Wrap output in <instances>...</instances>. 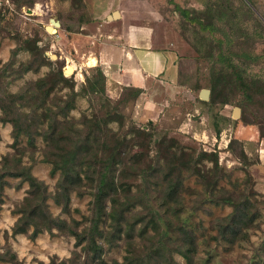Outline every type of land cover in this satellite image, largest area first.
<instances>
[{"label":"rangeland","instance_id":"rangeland-1","mask_svg":"<svg viewBox=\"0 0 264 264\" xmlns=\"http://www.w3.org/2000/svg\"><path fill=\"white\" fill-rule=\"evenodd\" d=\"M220 2L228 6L230 14L216 20L210 30L200 33L207 40L199 43L197 50L192 46L194 34L191 26L187 28L182 25L179 9L199 12L211 3ZM113 10H119L123 19L108 20L106 16ZM53 15H56L60 25L54 33H49L46 26L50 25L49 19ZM120 25H147L154 31L170 36L161 43H173L181 59L179 86L173 94L170 93L168 104L155 119L142 116L141 107H134L133 99L119 103L128 91L121 89L116 92L113 79L108 85L105 80L104 100L107 102L106 99H109L107 107L118 106V111L126 117L120 130L125 132L130 125H134L150 134L144 140L145 143L146 140L149 142L148 145L136 143L131 152H146L144 165L151 163L158 152L157 141L164 138L171 143V150L181 147L187 153H192L193 157L202 150L217 154V178L211 194L206 192V183L200 181L197 175L183 174L180 191L184 204L182 216L190 214L200 204L203 194L207 199L229 194L237 201L247 196L252 203L254 218L251 223L240 226V234L231 242L219 238L217 225L218 221L223 222L235 211L233 205L220 203L213 206L206 201L190 214L188 223L197 231L198 249L194 263L264 264V163L258 162L256 155L260 133H264V0H35L30 7H13L0 22V70L5 71L0 89L19 92L28 82L56 68H61L65 76L74 79L75 90L87 88L86 78L96 76L95 66L99 65L95 57L101 43L106 38H113L120 31ZM26 38L38 40L37 45L44 49L46 59L51 64L15 78L12 70H20L29 54L20 50L13 56L12 52ZM220 54L224 56L221 60ZM92 57L95 66H90ZM11 58L13 62L9 66ZM68 66L73 69L70 73L66 72ZM223 67L228 73L238 71L241 80L229 75L232 82L235 79L232 86L224 91L229 103L204 104L203 101L208 100H201L199 91L209 89L210 79H214L212 75ZM173 68H169V72L173 70L175 73L176 66ZM68 91V88L52 91L49 104L58 96L65 97ZM100 102L98 96L76 95L75 107L69 112V117L79 118L82 113L91 117L95 112L100 113ZM235 106L240 108L237 118L232 115ZM109 127L119 131L115 121ZM11 129L10 123L0 121V171L4 157L13 159L16 156L23 164L30 165L31 173L46 184L48 191L53 192L60 175L59 172L50 174L51 163L44 160L47 147L42 137H36V147L33 149L28 147L25 137H21L14 146ZM132 134L127 137H132ZM243 152L246 158L242 156ZM200 167L213 168V164L206 158L200 162ZM134 178L132 185L141 180ZM5 179L8 180V187L0 195V252L15 253L16 263L0 261V264L47 263L52 258L56 261L66 259L73 251L79 254L82 262L85 251L75 246L73 236L56 228L52 229L53 233L44 231L33 239L28 235L30 229L26 234H11L17 218L13 211L27 194L28 185L24 182L17 186L20 182L18 178L6 176ZM131 190V194L139 193L138 186H132ZM92 193L93 188L83 180L79 189L70 194L68 213L52 197L46 200L47 209L54 218L80 221V229L88 224L86 219L92 214ZM140 211H143L140 207L133 209L136 215ZM123 246L120 239L119 245L110 248L104 257L107 260L112 257L120 260L125 252ZM172 258L178 264H187L177 253H173Z\"/></svg>","mask_w":264,"mask_h":264},{"label":"trees","instance_id":"trees-1","mask_svg":"<svg viewBox=\"0 0 264 264\" xmlns=\"http://www.w3.org/2000/svg\"><path fill=\"white\" fill-rule=\"evenodd\" d=\"M34 3L35 0H11L12 9L23 5L30 7ZM228 9L222 2L211 3L199 12L179 9L182 25L187 28L191 26L194 48L199 50L198 44L207 40L200 33L210 30L216 20L227 17L230 14ZM8 11L10 10L0 13V22ZM37 42L36 38H26L13 50V56L20 50L29 54L20 70H12L15 78L28 71L37 72L41 66L51 64ZM223 57L220 54L219 60ZM12 62L13 58L8 62L9 66ZM95 71L96 76L86 78L87 88L82 87L81 90H75L74 79L65 76L61 68L51 69L28 82L19 92L0 89V121L12 126V145L16 146L20 138L25 137L28 147L33 149L36 147V137L41 136L47 147L44 160L51 163L50 174L59 172L60 175L51 192L46 184L31 173L30 165L23 164L16 156L13 159L4 157L0 171V195L8 187L6 176L18 178L20 182L17 186L24 182L28 185L27 194L13 211L17 218L11 234H26L30 229L28 235L33 239L44 231L53 233L52 229L56 228L73 236L75 246H80L85 251L82 262L79 254L73 251L66 259L56 261L52 258L47 263L38 264H178L172 258L173 253L184 258L187 264H197L194 263L198 249L197 231L188 221L190 214L207 201L213 206L221 205L220 203L233 205L235 211L223 219V222L218 221L217 233L225 242L237 238L240 226L251 223L254 218L252 203L247 196L237 201L229 194L216 199H207L203 194L199 197L200 204L190 214L182 216L184 204L180 191L183 174L186 172L197 175L200 181L206 183V192L211 194L217 178V154L202 150L193 157L192 153H187L181 147L171 150V143L163 138L157 141L158 152L153 162L144 165L146 152L132 153L131 149L136 143L143 145L150 134L144 128L134 125H130L125 132L120 130L126 117L118 111V106L114 105L111 109L107 107L109 99H106L107 102L104 100L105 76L99 66H95ZM229 75L241 80L238 71L231 70L228 73L225 67L221 68L212 75L214 79H210V95L208 101H203L204 104L229 103L224 91L235 81L234 79L232 82ZM4 77L5 71L0 70V83ZM64 88L69 89L66 96L56 97L50 105V93ZM126 90L128 93L122 96L119 103L124 104L129 98L134 100L140 92L137 88ZM82 93L100 98V113L95 112L91 117L84 113L79 118L69 117V112L75 107L76 95ZM114 121L117 122L119 131L109 127ZM130 133H133L132 137L128 138ZM260 137H264V133H260ZM145 144L148 145L149 142L146 140ZM242 156L246 158L244 152ZM206 158L210 159L213 168L200 167V162ZM11 160L13 162H9ZM134 177L141 180L132 185ZM83 180L93 188L92 214L86 219L88 224L79 229L78 220L67 221L52 217L46 200L52 197L68 213L70 194L79 189ZM132 186H138L139 193L131 194ZM1 201L0 197V203ZM136 207L143 211L136 215L133 213ZM101 223L103 227L100 228ZM120 239L125 251L122 258L119 260L112 257L107 260L105 254L110 248L118 246ZM0 261L16 263L15 253L0 252Z\"/></svg>","mask_w":264,"mask_h":264},{"label":"crops","instance_id":"crops-1","mask_svg":"<svg viewBox=\"0 0 264 264\" xmlns=\"http://www.w3.org/2000/svg\"><path fill=\"white\" fill-rule=\"evenodd\" d=\"M119 14V18L122 17L120 11ZM119 30L113 38H106L101 43L95 57L97 65L107 85L113 79L116 92L126 88L139 89L134 107H141L142 116L155 119L168 104L170 93L179 86V52L173 43H161L170 36L154 31L150 26L128 25ZM91 59L90 66H95L94 58ZM174 66L175 73L172 72ZM169 68L173 70L169 72ZM256 155L258 162L264 163V137L258 140Z\"/></svg>","mask_w":264,"mask_h":264},{"label":"water","instance_id":"water-1","mask_svg":"<svg viewBox=\"0 0 264 264\" xmlns=\"http://www.w3.org/2000/svg\"><path fill=\"white\" fill-rule=\"evenodd\" d=\"M119 16H120L119 11L118 10H114L110 14L107 15V19L108 20H110V19L113 20V19L119 18ZM49 23H50V25L46 26V31L49 32V33H54L56 31V28L59 27V25H60L56 15H53V16L50 17ZM49 27H52L53 31H51L49 29ZM209 95H210V90L207 89V88H202L199 91V98L201 100H208L209 99ZM239 112H240V108L235 106L234 109H233V112H232L233 117L237 118L239 116Z\"/></svg>","mask_w":264,"mask_h":264},{"label":"built area","instance_id":"built-area-1","mask_svg":"<svg viewBox=\"0 0 264 264\" xmlns=\"http://www.w3.org/2000/svg\"><path fill=\"white\" fill-rule=\"evenodd\" d=\"M12 4L11 0H0V13H3L5 10H11Z\"/></svg>","mask_w":264,"mask_h":264},{"label":"bare ground","instance_id":"bare-ground-1","mask_svg":"<svg viewBox=\"0 0 264 264\" xmlns=\"http://www.w3.org/2000/svg\"><path fill=\"white\" fill-rule=\"evenodd\" d=\"M49 29L51 30V31H53V28L52 27H49ZM91 62H92V60H90ZM93 63V62H92ZM72 71V68L70 67V66H68L67 68H66V72L67 73H70Z\"/></svg>","mask_w":264,"mask_h":264}]
</instances>
